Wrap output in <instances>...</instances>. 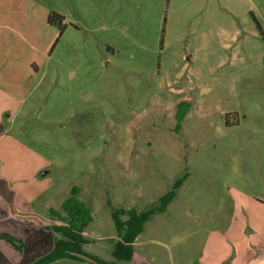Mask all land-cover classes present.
Here are the masks:
<instances>
[{
	"label": "rangeland",
	"instance_id": "1",
	"mask_svg": "<svg viewBox=\"0 0 264 264\" xmlns=\"http://www.w3.org/2000/svg\"><path fill=\"white\" fill-rule=\"evenodd\" d=\"M2 181L53 243L48 209L78 187L84 250L106 262L109 202L141 212L176 190L141 235L159 260L263 226L264 0H0Z\"/></svg>",
	"mask_w": 264,
	"mask_h": 264
},
{
	"label": "crops",
	"instance_id": "2",
	"mask_svg": "<svg viewBox=\"0 0 264 264\" xmlns=\"http://www.w3.org/2000/svg\"><path fill=\"white\" fill-rule=\"evenodd\" d=\"M3 182H0V225H5L4 229L0 226V235H10L19 241L22 240L24 243L20 250L6 239L4 240L0 237V264H32L35 260L52 250V237L31 224L33 223L31 221L37 219H33L34 217L28 218V216L35 213L32 211L27 212L28 206L24 205L27 203L26 201H24V204L22 201H15L9 183ZM12 209H16L14 210L15 212ZM17 216H22L23 220L17 221ZM7 220L11 221V223H8ZM250 222H247L249 229L245 232L246 234H240L239 239L229 240V245L221 243L224 248L227 247L228 249L222 250L223 252L221 250L217 252L211 251V254L204 251L200 260L195 264H264V225L258 226H262L260 230L256 226L254 228ZM29 228H36L34 230L35 233H30ZM84 234L86 235L87 233L85 232ZM141 235L133 243L134 253L129 264H187L188 256L185 251L178 254L177 259L174 261L169 256L165 260H159L156 254L151 251L147 254L142 253L139 248L144 247L146 241H141ZM52 264L91 263L66 259Z\"/></svg>",
	"mask_w": 264,
	"mask_h": 264
},
{
	"label": "trees",
	"instance_id": "3",
	"mask_svg": "<svg viewBox=\"0 0 264 264\" xmlns=\"http://www.w3.org/2000/svg\"><path fill=\"white\" fill-rule=\"evenodd\" d=\"M64 19L62 15L56 12H52L48 16L49 24L60 25L61 27L63 26ZM258 26L261 28L259 23ZM62 34L63 30L60 32V35ZM190 111L191 103L189 101L183 100L178 103L175 114L176 126L174 129L176 134L181 133L183 121ZM79 193V188L74 187L71 190L70 196L62 202L60 211L52 208L49 210L61 222V225L53 227L55 235L58 236L54 239L52 250L35 260L32 264H52L66 259L85 262L83 259L71 255V251L84 253L96 259L100 264H129L134 253L133 243L143 233L146 223L153 216L165 212L167 206L176 196V190H171L160 198L158 204H153L141 212L134 208H114L109 202V206L112 207V217L119 242L116 244V248L112 254L114 260L106 262L84 250V246L89 242L84 233L88 225L93 221V215L86 203L79 199ZM123 217H126V219ZM2 237L18 249H21L23 246V243L14 237L9 235H2Z\"/></svg>",
	"mask_w": 264,
	"mask_h": 264
},
{
	"label": "water",
	"instance_id": "4",
	"mask_svg": "<svg viewBox=\"0 0 264 264\" xmlns=\"http://www.w3.org/2000/svg\"><path fill=\"white\" fill-rule=\"evenodd\" d=\"M70 254L73 256H76L80 259H83L84 261L89 262L91 264H100L96 259H94V258H92V257H90L84 253L71 251Z\"/></svg>",
	"mask_w": 264,
	"mask_h": 264
}]
</instances>
